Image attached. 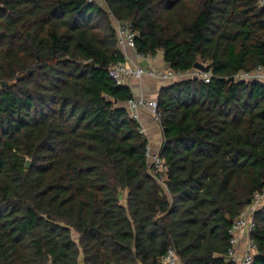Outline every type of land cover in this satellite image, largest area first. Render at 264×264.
Returning a JSON list of instances; mask_svg holds the SVG:
<instances>
[{"label":"trees","instance_id":"16d2710c","mask_svg":"<svg viewBox=\"0 0 264 264\" xmlns=\"http://www.w3.org/2000/svg\"><path fill=\"white\" fill-rule=\"evenodd\" d=\"M115 20L139 53L212 72L158 91L165 186L112 75ZM258 66V0H0V264H161L171 246L182 264H227L264 188V83L231 77ZM254 219L264 264V206Z\"/></svg>","mask_w":264,"mask_h":264},{"label":"built area","instance_id":"2783aa9c","mask_svg":"<svg viewBox=\"0 0 264 264\" xmlns=\"http://www.w3.org/2000/svg\"><path fill=\"white\" fill-rule=\"evenodd\" d=\"M94 1V0H90ZM104 1V0H101ZM261 6H264V0H258ZM129 21L115 20V27L118 34V44L123 54H126L127 48H135V32L131 27ZM137 51V50H136ZM137 57L146 58L151 55H144L137 51ZM112 75L116 79L118 84L126 85V80L131 77L142 79L144 76H152L158 78L161 81L170 82L186 77L187 79L198 76L205 82H210L212 72L208 69L198 70L193 67V70L181 71L174 70L172 68H145L138 64L130 65L125 60L117 61L112 65ZM238 80L245 81H260L264 83V66H258L253 70L239 71L235 76ZM1 86V85H0ZM133 97L129 100L128 110L132 117L137 120L141 119V111L146 109L157 123L161 126L159 112L157 111V100H146L145 98ZM142 132H145V128L142 126ZM164 142L160 145V148ZM160 148L157 151L152 150L150 143L147 147V157L149 165L152 167L157 176V179L161 184L165 186V179L167 171V165L164 159L161 157ZM264 206V188L261 191H257L250 204L244 207L238 217L233 222L230 228V248L225 257L227 264H252L254 257L257 253V245L252 239V231L255 227V213ZM179 257L175 247L171 246L167 252L161 257V264H178Z\"/></svg>","mask_w":264,"mask_h":264},{"label":"crops","instance_id":"0c3cea01","mask_svg":"<svg viewBox=\"0 0 264 264\" xmlns=\"http://www.w3.org/2000/svg\"><path fill=\"white\" fill-rule=\"evenodd\" d=\"M136 53H137V51L135 49L127 48L126 54H124L125 61L127 63H129L130 65L138 64V65L145 66L146 68H150L151 66L156 67L155 65L158 62L155 63L152 59L150 60V59H146V58L137 57ZM157 61L161 62L162 67H164V68L169 67L165 63V61L163 59V55H162V58L161 57L157 58ZM126 81H127L126 85H129L131 87L133 94H136V92L139 89L143 90L146 94L158 93L160 87L165 84L162 81L159 82V81H156L154 79H151L150 76L144 77L142 80L135 78V77H131V78H128ZM125 105L127 106L128 103L126 102ZM152 120L153 119H152L150 113L146 109H144L142 111V115H141V122L146 129V134H147L148 138H150V141L153 142L154 145L156 146L155 148H157V147H160L164 136H163V132H162L161 128L157 124H156L157 125L156 126ZM157 127L160 130V133H159V130L157 129ZM158 134H160V136L162 134V138H161V141L159 143H156V141L158 139Z\"/></svg>","mask_w":264,"mask_h":264},{"label":"rangeland","instance_id":"374dc122","mask_svg":"<svg viewBox=\"0 0 264 264\" xmlns=\"http://www.w3.org/2000/svg\"><path fill=\"white\" fill-rule=\"evenodd\" d=\"M162 52H159L158 53V55H155V56H149V57H146V59H152L155 63L156 62H158V63H156V67H154V66H151L150 68H158V69H161V68H164V67H162L161 66V62L160 61H157V58H162ZM157 57V58H156ZM142 66V65H141ZM158 66V67H157ZM143 67H145V66H143ZM146 68V67H145ZM165 68H169V67H165ZM195 68V67H194ZM195 69H197V68H195ZM192 70H193V68H192ZM185 76L186 77H184V78H181V79H178V80H173V81H170V82H166V81H162L163 83H165V84H169V83H172V82H175V81H181V80H184V79H187V74H185ZM144 77H148V76H144ZM143 77V78H144ZM142 78V79H143ZM150 78L151 79H154V80H156V81H159V82H161V80L160 79H158V78H154V77H152V76H150ZM142 79H140V80H142ZM153 94V95H152ZM158 93H151V94H146L143 90H141V89H139L137 92H136V94H134L135 96L134 97H137V98H141V97H143V98H145L146 100L148 99V100H155V99H157V95ZM156 95V96H155ZM127 103L129 104V101H127ZM127 108H128V105H127ZM141 113V115H142V111L140 112ZM151 115V114H150ZM152 117V116H151ZM152 121L155 123V125L157 124L160 128H161V130H162V132H163V129H162V127L157 123V121H156V119H154V117H152ZM139 121V123H140V125H141V129H142V126L144 127V125L142 124V122H141V119H139L138 120ZM156 125V126H157ZM145 128V127H144ZM157 129H158V127H157ZM159 130V129H158ZM145 132H146V129H145ZM159 133H160V130H159ZM164 136V135H163ZM161 138H162V134H161V136H160V134H158V139H157V141H156V143H159L160 141H161ZM149 139V143H150V145L152 146V150L153 151H157L160 147H157V148H155L156 146L154 145V143L153 142H151L150 141V138H148ZM178 264H182L181 263V261H180V259H179V261H178Z\"/></svg>","mask_w":264,"mask_h":264},{"label":"water","instance_id":"95a60500","mask_svg":"<svg viewBox=\"0 0 264 264\" xmlns=\"http://www.w3.org/2000/svg\"><path fill=\"white\" fill-rule=\"evenodd\" d=\"M194 67L197 68L198 70H205V69H206L205 64H203L202 62H196V63L194 64ZM31 72H32V71H29V73H31ZM197 77H198L197 75L194 76V78H197ZM234 79H235V77L232 76V77H231V80H234ZM5 85H7V82H3V83H2V86H5ZM31 163H32V160H31V159H27L26 167H27V168L31 167Z\"/></svg>","mask_w":264,"mask_h":264}]
</instances>
